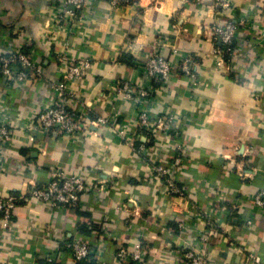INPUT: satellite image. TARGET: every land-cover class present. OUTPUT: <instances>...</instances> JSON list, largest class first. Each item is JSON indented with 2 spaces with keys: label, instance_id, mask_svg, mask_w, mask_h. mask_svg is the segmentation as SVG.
Here are the masks:
<instances>
[{
  "label": "crops",
  "instance_id": "1",
  "mask_svg": "<svg viewBox=\"0 0 264 264\" xmlns=\"http://www.w3.org/2000/svg\"><path fill=\"white\" fill-rule=\"evenodd\" d=\"M230 1L217 15L194 0H89L86 18L70 21L63 0H0V52L23 51L37 69L16 84L0 75V123L12 131L0 146V199L17 200L8 228L0 226V264H129L116 251L139 241L144 264H178L188 241L212 264H264V210L252 203L264 191V0ZM218 17L238 24L230 70L215 66ZM155 51L176 67L168 81L140 69ZM63 57L88 62L68 85L74 137L26 128L50 103ZM187 57L196 83L181 72ZM124 82L151 93L152 117L175 118L169 130H139L137 105L118 89ZM98 117L111 125L92 124ZM178 156L170 176L181 196L151 167ZM57 172L104 189H87L68 208L30 196ZM73 241L90 248L88 259L73 262Z\"/></svg>",
  "mask_w": 264,
  "mask_h": 264
},
{
  "label": "built area",
  "instance_id": "2",
  "mask_svg": "<svg viewBox=\"0 0 264 264\" xmlns=\"http://www.w3.org/2000/svg\"><path fill=\"white\" fill-rule=\"evenodd\" d=\"M198 5H207L215 10L217 15L222 14L230 8V0H194ZM116 0H113L115 3ZM66 7H71L70 10H64V14L70 21L74 19L86 18V8L89 0H63ZM85 13V15H83ZM85 16V17H84ZM213 39L218 42L219 46L215 47L214 57L215 66L218 69L230 70L231 62L235 57V49L233 42L237 34L238 24L230 20H225L218 17L211 27ZM66 62V68L62 75L55 82L52 83L54 95L48 106L38 112L37 122L27 126L29 130L41 129L44 132L51 131L57 127L61 134L74 137L79 131L80 127L77 124L75 116L66 110V103L70 99L68 92L69 83L75 80H81L87 73L88 62L83 59H71L67 57L62 58ZM189 57L183 58L181 61V72L187 76L191 82L196 83V77L192 70ZM143 74L148 78L156 81H168L173 77L176 71L175 65L166 61L158 51H155L146 58L144 63L140 66ZM37 72L34 59L23 51L15 52H0V75L8 82L22 83L27 77ZM195 85V84H194ZM119 92L128 100H131L137 105V125L139 130L144 133L155 134V131L169 130L171 122L175 118L170 115L164 117H152L147 104L151 93L144 87H132L124 82L118 88ZM92 124L94 125H111L108 119L104 117L96 118ZM118 132V131H117ZM12 131L5 123H0V146L6 148L9 145ZM118 134L121 136L120 132ZM181 147L178 145L176 150L180 153ZM136 152L143 157L144 147L141 145L136 148ZM181 158L178 156L174 159L169 167L162 163H155L152 161V169L161 179V183L168 187L171 193H178L182 195L176 186L175 180L170 176V168H175L180 164ZM98 188L103 191L104 185L101 181H93L86 183L79 175H66L63 172H57L52 175L47 184L43 188H34L30 191V196L44 203L48 207H76L79 204V197L87 189ZM16 198L13 196L0 199V226L8 228L11 221V216L16 207ZM255 208L264 210V191H258L252 199ZM252 219L245 220V226L251 227ZM213 223H210L211 227ZM181 228L182 225H180ZM200 240L205 242L207 237L201 236ZM73 262L86 260L90 257V248L83 242L73 241L68 245ZM117 260L122 263L129 264H144L145 248L141 241L137 242L131 248L121 247L117 249L115 254ZM250 259L254 263H258L257 255L249 254ZM51 260L50 258L47 259ZM178 264H212L208 251L203 247H198L196 242H185L180 253V260Z\"/></svg>",
  "mask_w": 264,
  "mask_h": 264
}]
</instances>
